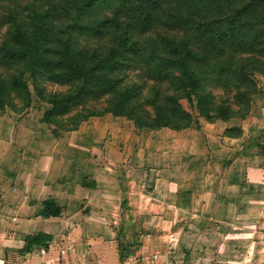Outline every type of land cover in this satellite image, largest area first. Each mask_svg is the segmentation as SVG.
Masks as SVG:
<instances>
[{
    "label": "rangeland",
    "instance_id": "1",
    "mask_svg": "<svg viewBox=\"0 0 264 264\" xmlns=\"http://www.w3.org/2000/svg\"><path fill=\"white\" fill-rule=\"evenodd\" d=\"M84 2L86 0H0V46H3L0 58L9 57L7 51L15 48L17 42L26 49L27 40L36 41L35 36L40 35L45 45L43 48L48 50H42L43 54H47L44 57L58 63L51 66L48 62H42L45 66L38 65L33 72L26 66V60H0V72L7 81L5 92L0 91V114H26L33 110L43 114L44 120L58 131L75 130L90 117L105 115L122 116L131 121L137 131L153 130V127L137 126L141 120L153 123L150 118L154 114H145L146 110H153V105L147 102L153 92L149 91L145 105L141 100L142 93L152 87L153 71L158 68L153 54L168 55L166 49L172 53L171 44H183L194 49L193 52L202 57L194 67L201 76V87L193 94L191 101L186 98L179 100L191 119L176 120L172 125L207 132L213 127L214 137L209 138L214 140L213 144L220 140L215 138L216 135L231 137L226 145L232 143L237 147V160L234 170L226 172L223 169L222 176L228 180L235 175L237 184L231 189L223 188L225 200L222 199L220 210L217 209L215 215L190 219L194 222L189 231H184L175 245L179 253L173 254L175 257L168 254L167 261L170 264H264V173L255 170L251 176L246 168V155H243L246 151V130L259 138L250 148L255 153L261 152L258 142L264 141V133L261 132L264 130V119L261 118L264 114V39H249L251 46L247 48L212 41L214 36H225L224 31L232 30L249 19L261 25L264 11L249 10L245 17L239 19V24L231 23V20L237 17L239 8L259 2L262 6L264 0H161L154 8H148L146 14L140 6L125 4L133 5L138 3L137 0H102L88 8L83 6ZM128 24H131L129 29L132 34L126 46L134 41L140 42L141 50L126 51V60L121 58L114 70H99L102 65L97 62L106 59L112 47L122 44ZM233 39L235 37L231 41ZM68 41L73 54L77 51L79 58L87 61L83 64V73L91 75L88 70L98 67L97 73L102 83L101 88L89 85L69 105L56 107L53 101L74 95L75 89L84 84L79 79L73 81L77 72L71 76L72 72L68 69L63 55L64 44ZM152 43H155L154 47ZM61 60L64 65L59 64ZM224 66H229L227 69L231 72L223 71ZM218 74L223 78L218 79ZM244 74L249 81L242 79ZM13 75L21 79L25 89L24 85L17 87L14 84ZM228 77L233 89L223 82ZM155 83L158 84L159 80L155 79ZM176 85L169 83V86ZM135 86L138 94L131 92L129 102L124 105L129 104L130 108H125V111L133 112L138 122L126 115H115L114 109L104 110L109 105L110 108L114 107L122 98L121 94ZM241 91L243 95L239 94ZM90 92L94 95H88ZM169 94H173V89ZM82 104L87 109L92 106L100 112L83 119V116L75 114ZM227 106L231 109L230 113L227 117H221L219 109ZM137 111H140V119L137 118ZM204 114L209 115L210 119ZM256 115L261 119L258 126L254 121H249ZM208 123L215 125L210 127ZM165 128L174 129L171 125ZM263 155L255 154V157H259L260 162H256L259 168L264 162ZM199 173L193 171L190 176ZM208 176L210 181L215 177L212 173ZM165 239L168 242L171 238ZM182 248L186 255H182Z\"/></svg>",
    "mask_w": 264,
    "mask_h": 264
},
{
    "label": "crops",
    "instance_id": "2",
    "mask_svg": "<svg viewBox=\"0 0 264 264\" xmlns=\"http://www.w3.org/2000/svg\"><path fill=\"white\" fill-rule=\"evenodd\" d=\"M259 117L249 121L258 126ZM214 132L137 131L113 115L58 131L33 110L0 114V264H170L190 219L215 215L223 188L237 184L222 176L234 170L237 147L229 136L213 144ZM245 137L247 171L264 173L255 157L264 141L255 153L259 138ZM47 204L59 214H46ZM39 234L51 240L26 250Z\"/></svg>",
    "mask_w": 264,
    "mask_h": 264
},
{
    "label": "trees",
    "instance_id": "3",
    "mask_svg": "<svg viewBox=\"0 0 264 264\" xmlns=\"http://www.w3.org/2000/svg\"><path fill=\"white\" fill-rule=\"evenodd\" d=\"M102 1V0H86L84 2L83 6L84 7H90L95 5L97 2ZM161 0H137L138 3L130 5L128 3H125L126 5L130 7L134 6H140L142 7V12L146 14L148 11V8H154L160 3ZM260 2L258 4L253 3L251 5H248L246 7H243L242 9H238V14L237 17H232L231 23H236L239 24V19L245 17V13L248 12L249 10H254V11H264V5L260 6ZM246 19V18H245ZM261 25L255 24L254 21L252 20H247L244 21L243 24H239L236 27H234L232 30H227L224 31L225 36L223 34L218 35L217 37H213L212 41L215 43H223L225 46L233 44L235 47H242V48H247L251 46L250 42L252 38H263L264 39V19L260 22ZM131 24H128L126 26L127 30L124 36V39L122 40V44L117 45L116 47H112L109 55L106 59L104 60H99L97 63L98 65H102L99 67V70L105 71V70H114L116 65L119 64V60L124 59L126 60L125 52L126 51H133L137 50L139 51V48L141 50V45L142 43L140 42H132V45L126 46V43L128 42V37L129 35L131 36L132 31L129 29V26ZM259 27H256V26ZM215 29V27H214ZM99 30V29H96ZM219 30V29H216ZM218 34V33H217ZM233 41H231L232 38H234ZM36 41L33 39L27 40V48L23 49L24 46L22 43L17 42V46L13 49H9L7 51V55L9 57H3L0 58L1 61H6L8 59L15 58L16 61H23L26 60L27 63L26 66L34 72L38 65L45 66V64H42V62H48L49 65L54 66V63L50 60V58L44 57L43 52L47 49H44L43 46V41L40 35L35 36ZM227 38V39H226ZM241 40V41H240ZM223 41V42H222ZM7 44V43H6ZM70 42H65L64 44V58L68 63L69 66V71L72 72L71 76H73V72H77V76L73 81L76 80H82L84 83L81 85L79 88L75 89L74 95H69L68 97L63 98L62 100L59 101H53V104L56 107H61L64 105H69L71 101L77 98V94H82L85 89L88 88L89 85H97L101 88V83H102V78L100 75L97 73L98 67H96L94 70L92 67L88 70V73L91 75H86L83 72L85 71V66L83 65L85 62L84 59H80L78 56V52L76 51L74 54L71 50ZM155 46V43H152V47ZM9 47V46H8ZM172 47V53L170 51L166 52L167 54H163L162 56L153 54V61H156L157 64L156 66L158 68L154 69L153 71V85L147 92L142 93L141 95V100L143 99L142 105H145L146 103V98L149 96V91L153 92V96L148 97L147 102H150V104L153 105V110L148 111L146 110L145 114L153 115V118H150V120L153 121V123H147L144 120L137 121L135 117L133 116V112L129 113L128 111H125V108H130L129 104L125 106V102L128 103L130 99V93L134 92L135 95L138 94L137 91V86L135 87H129L131 88L130 90H127L124 92L122 95V98L118 100L114 107L110 108L109 106H106L104 110L107 109H114V114L115 115H126L129 116L130 118H133L134 121L138 122L137 126L143 127H153V129L156 128H162L165 126H172L174 129H180V127L184 126H179L177 125H172L174 124L173 122H177L176 120L180 121H185V120H190L191 118L188 116V113L183 109L182 105L179 103V100L181 98H186L189 101L192 100L193 94L196 93V91L201 87V76L197 71H195V68L198 63L201 62L202 57L197 54L196 52H193L194 49L189 48L187 46H184L183 44L181 45H176V44H171ZM12 48V47H11ZM3 49V46H0V50ZM44 49V51H42ZM50 49V48H49ZM42 51V52H41ZM48 51V50H47ZM137 51H135L137 53ZM175 52V53H173ZM59 64H63V60L60 61ZM225 69L223 71L225 72H231L229 66H224ZM6 77L3 76V74L0 72V91L5 92V87L7 81L5 80ZM217 78H223L222 75H217ZM104 79V78H103ZM155 79L159 80V83H155ZM242 79L244 81H249L247 76L245 74L242 76ZM241 80V79H240ZM13 81L14 84L19 87L20 85H24V89L26 88L25 84L22 83L21 79L19 77H16L13 75ZM225 84H228L231 89L234 88L230 77L225 78L223 81ZM169 83L171 85H176L175 87L169 86ZM150 86V85H149ZM173 89V94H169V92ZM93 91V90H92ZM95 92V91H93ZM93 92H90L88 95L93 94ZM176 96H174V93H176ZM240 95H243L242 91L239 93ZM134 95V96H135ZM139 97V96H138ZM208 97V96H207ZM206 98V97H204ZM209 98V97H208ZM131 105V104H130ZM136 104H134V107ZM141 106V105H140ZM133 107V105H131ZM78 108V105H77ZM143 108V107H142ZM84 109H87L85 104L81 105L77 109V113H75L77 116H83V119H86L92 114H97V108L94 107H89L85 113H82ZM231 109H229V106L226 108H220L219 109V115L221 117H227L228 114L230 113ZM139 115L137 118L140 119V111H137ZM229 112V113H228ZM206 113V112H205ZM208 114V113H207ZM208 119L209 115L204 114ZM187 126V125H186ZM179 127V128H178ZM45 213L49 215H54L57 216L59 214V209L54 208L53 205L47 204ZM51 240L50 236H45L44 234H39L35 236L29 237L26 245V250H30L33 244H44L47 245L48 241Z\"/></svg>",
    "mask_w": 264,
    "mask_h": 264
}]
</instances>
